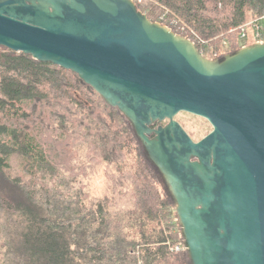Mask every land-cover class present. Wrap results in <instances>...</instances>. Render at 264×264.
Wrapping results in <instances>:
<instances>
[{"label": "water", "instance_id": "obj_1", "mask_svg": "<svg viewBox=\"0 0 264 264\" xmlns=\"http://www.w3.org/2000/svg\"><path fill=\"white\" fill-rule=\"evenodd\" d=\"M0 46L71 70L123 114L187 264H264V41L209 58L134 0H0ZM180 111L212 130L194 140Z\"/></svg>", "mask_w": 264, "mask_h": 264}, {"label": "trees", "instance_id": "obj_2", "mask_svg": "<svg viewBox=\"0 0 264 264\" xmlns=\"http://www.w3.org/2000/svg\"><path fill=\"white\" fill-rule=\"evenodd\" d=\"M135 2L150 20L197 35L208 43L197 48L216 54L239 48V27L264 13V0ZM125 152L143 164L135 216L156 222L137 237L123 232L108 195L91 197L72 172L95 154V167L116 170L123 185L114 166ZM173 219L162 176L123 114L71 70L0 46V264H187L185 251L170 250L182 240Z\"/></svg>", "mask_w": 264, "mask_h": 264}, {"label": "rangeland", "instance_id": "obj_3", "mask_svg": "<svg viewBox=\"0 0 264 264\" xmlns=\"http://www.w3.org/2000/svg\"><path fill=\"white\" fill-rule=\"evenodd\" d=\"M254 41L252 35H250L247 44L253 43ZM202 53L209 58L217 56L211 46L204 48ZM223 53L225 52L221 54ZM175 119L194 140H197L201 135H206L212 127L205 118L186 111L178 112L175 115ZM139 150L141 151V149ZM84 151V148H82L81 158H84ZM136 158L137 153L131 155L125 152L117 162L119 165L114 166L118 169L122 167L125 176V183L123 185L118 183L119 176H117L116 170L114 172L110 167L103 165V163L95 167V154L88 159L89 162L87 165L85 163L78 165L75 161L73 166L74 170H72V172L78 173L76 185L82 186L85 193L88 192L91 197H103V195H108L110 198V210H116L115 212H118V218L122 219L121 225L123 227V232L131 237H137L139 235L138 229L140 227L150 228L152 225H156V222L151 220L141 223V219L137 218L134 213V209L137 208V205L136 195L133 189L136 186V177L139 178L137 180H140L142 178L140 173L143 170V164ZM140 182H142V180ZM175 222L177 223V229H180L179 223L177 221ZM169 223L171 224V222Z\"/></svg>", "mask_w": 264, "mask_h": 264}, {"label": "built area", "instance_id": "obj_4", "mask_svg": "<svg viewBox=\"0 0 264 264\" xmlns=\"http://www.w3.org/2000/svg\"><path fill=\"white\" fill-rule=\"evenodd\" d=\"M135 1V0H134ZM184 28V27H183ZM240 28L239 33V40L240 43L243 45L247 44V41L249 40L250 35H252L254 42H262L264 41V13L259 16L258 18L251 19L247 22H245ZM235 29H230L229 32L234 31ZM195 44L198 42L200 44H208L203 39L199 38L197 35H194L193 38H190ZM206 48L203 47L201 50H199L202 53V50ZM203 54V53H202ZM216 54V53H215ZM217 55V54H216ZM171 222V221H169ZM172 224V223H171ZM171 251H185V245L183 243V240H180L176 243H174L172 246H170Z\"/></svg>", "mask_w": 264, "mask_h": 264}, {"label": "flooded vegetation", "instance_id": "obj_5", "mask_svg": "<svg viewBox=\"0 0 264 264\" xmlns=\"http://www.w3.org/2000/svg\"><path fill=\"white\" fill-rule=\"evenodd\" d=\"M218 55H220V54H217V56H218ZM215 57H216V56H215ZM211 130H212V127H211L210 131H211ZM204 136H205V134H204V135H201V136L197 139V141L200 140V139H202Z\"/></svg>", "mask_w": 264, "mask_h": 264}]
</instances>
